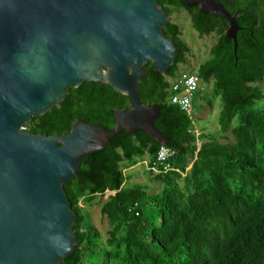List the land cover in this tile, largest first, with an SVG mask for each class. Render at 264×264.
I'll use <instances>...</instances> for the list:
<instances>
[{"label": "trees", "instance_id": "trees-1", "mask_svg": "<svg viewBox=\"0 0 264 264\" xmlns=\"http://www.w3.org/2000/svg\"><path fill=\"white\" fill-rule=\"evenodd\" d=\"M220 1L241 27L236 52L225 17L183 0H159L169 15L186 9L201 35H219L197 74L201 83L213 81L210 90L203 86L198 93L201 98L210 105L221 99L220 129L197 132L202 119L194 108L186 112L170 101L167 76L176 75L191 52L180 24L172 21L164 31L174 38L179 56L165 73L146 64L139 93L143 102L160 105L155 125L171 140L166 145L175 150V169L155 174L162 182L158 192H149L147 184L126 185L121 163L148 156L151 166L161 146L143 129L122 130L104 150L83 157L81 171L65 184L77 213L78 243L62 264H97L91 260L95 253L101 256L98 264H251V0ZM126 107L128 95L86 80L70 88L61 107L25 126L35 133H65L81 118L112 130L115 110ZM107 191L114 193L101 204L110 224L104 238L82 202L90 204Z\"/></svg>", "mask_w": 264, "mask_h": 264}, {"label": "water", "instance_id": "water-1", "mask_svg": "<svg viewBox=\"0 0 264 264\" xmlns=\"http://www.w3.org/2000/svg\"><path fill=\"white\" fill-rule=\"evenodd\" d=\"M183 2L225 17L237 51L241 27L220 0ZM171 22L159 0H0V264H62L75 251L77 213L65 184L115 134L143 129L171 142L155 125L160 105L139 93L148 62L165 73L178 58L164 31ZM86 80L129 96L112 130L81 118L65 133L23 128Z\"/></svg>", "mask_w": 264, "mask_h": 264}, {"label": "rangeland", "instance_id": "rangeland-1", "mask_svg": "<svg viewBox=\"0 0 264 264\" xmlns=\"http://www.w3.org/2000/svg\"><path fill=\"white\" fill-rule=\"evenodd\" d=\"M171 17L172 21L180 24L182 28V36L191 48V52L186 54L188 63L182 64L180 66V71H189L197 74V65L210 57L211 49L218 41L219 35L215 32L201 35L194 28L191 16L184 8L175 9ZM212 84L213 81L210 80L208 83H202V86H204V89L210 90ZM194 102V113L197 117L202 119L201 121L198 120L196 122L197 132L218 131L220 129L219 114L222 106L221 99H215L213 104L210 105L197 93L194 97ZM221 140L227 141L225 138H222ZM149 160L148 156H144L139 158L135 164H130L127 161L121 163L125 171L127 186L133 185L134 183H140L144 186L147 184L148 187H146L149 192L160 191L162 188V182L156 179V173L147 165V163L150 162ZM112 193L114 192L107 191L104 196H97L90 204L84 201L82 202V205L90 211L94 225L104 238L108 235L107 231L110 228V224L107 216L101 212V204L106 201ZM147 208H150L149 205L146 206V209ZM91 260L98 264L101 261L100 253H95Z\"/></svg>", "mask_w": 264, "mask_h": 264}, {"label": "built area", "instance_id": "built-area-1", "mask_svg": "<svg viewBox=\"0 0 264 264\" xmlns=\"http://www.w3.org/2000/svg\"><path fill=\"white\" fill-rule=\"evenodd\" d=\"M170 101L179 105L182 110L192 112L194 108V97L203 89L201 78L198 74L189 71H180L176 75H168ZM27 130V127H23ZM198 144L199 141L197 142ZM175 154V150L163 144L160 146L157 158L149 168L155 173L167 172L175 169L171 159Z\"/></svg>", "mask_w": 264, "mask_h": 264}, {"label": "flooded vegetation", "instance_id": "flooded-vegetation-1", "mask_svg": "<svg viewBox=\"0 0 264 264\" xmlns=\"http://www.w3.org/2000/svg\"><path fill=\"white\" fill-rule=\"evenodd\" d=\"M170 16H171V15H170ZM167 36H169V35H167ZM178 56H179V54H178ZM150 62H152V61H150ZM148 63H149V62H148ZM148 63H147V64H148ZM186 64H187V63H186ZM181 65H182V64H181ZM199 65H200V63L197 65V67H198ZM202 83H203V81H202Z\"/></svg>", "mask_w": 264, "mask_h": 264}, {"label": "bare ground", "instance_id": "bare-ground-1", "mask_svg": "<svg viewBox=\"0 0 264 264\" xmlns=\"http://www.w3.org/2000/svg\"><path fill=\"white\" fill-rule=\"evenodd\" d=\"M201 93V92H200Z\"/></svg>", "mask_w": 264, "mask_h": 264}, {"label": "clouds", "instance_id": "clouds-1", "mask_svg": "<svg viewBox=\"0 0 264 264\" xmlns=\"http://www.w3.org/2000/svg\"><path fill=\"white\" fill-rule=\"evenodd\" d=\"M111 192V191H110Z\"/></svg>", "mask_w": 264, "mask_h": 264}]
</instances>
